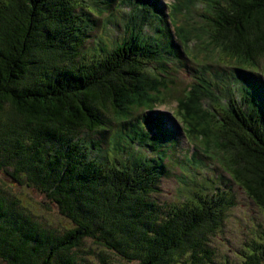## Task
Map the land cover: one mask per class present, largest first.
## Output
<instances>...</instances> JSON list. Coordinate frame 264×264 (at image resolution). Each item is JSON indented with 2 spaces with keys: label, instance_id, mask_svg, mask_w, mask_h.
I'll list each match as a JSON object with an SVG mask.
<instances>
[{
  "label": "trees",
  "instance_id": "16d2710c",
  "mask_svg": "<svg viewBox=\"0 0 264 264\" xmlns=\"http://www.w3.org/2000/svg\"><path fill=\"white\" fill-rule=\"evenodd\" d=\"M158 2L0 0V169L69 220L44 225L0 187L6 264H264L263 226L238 260H219L212 239L235 193L199 163V155L211 159L264 209V82L250 80L255 72L264 78V0H173L168 14ZM121 3L130 8L119 18L122 37L97 36L87 46L93 25L106 11L103 19L117 20L110 10ZM199 5L208 21L200 28L219 54L203 62L189 52L200 37L189 20ZM165 51L201 65L176 96L193 169L170 203L154 195L165 172L161 147L176 143L166 116L153 110L178 84ZM117 119L124 123L108 148L92 156L77 131Z\"/></svg>",
  "mask_w": 264,
  "mask_h": 264
},
{
  "label": "rangeland",
  "instance_id": "374dc122",
  "mask_svg": "<svg viewBox=\"0 0 264 264\" xmlns=\"http://www.w3.org/2000/svg\"><path fill=\"white\" fill-rule=\"evenodd\" d=\"M158 1V6L162 7L165 13L168 14L167 4L173 2V0ZM199 7V12L194 13L193 17L189 20L195 22L192 25L191 31L198 33L200 37L193 38L190 42L189 52L190 54L199 56L200 58L197 60L203 62L208 61V59H217L219 54L217 49L209 42L210 39L207 37V34H205L207 30L205 28H200V26L204 27V24L208 21L205 20L206 17L203 14L204 9H201V5H199ZM129 10L130 8L123 3L113 6L110 11L115 14L117 19L115 21L113 19V14L110 15V20L103 19L108 17V12L106 11L102 18L90 29L91 33L87 40V46H94V41L97 40V36H105L106 38L111 36L122 37L124 34L123 22L120 21L119 18L125 11ZM170 28L172 32L175 33V29L171 24ZM174 39L176 40V37ZM165 53L172 57L168 63L178 84L176 82V85H170L171 91L165 92L166 96H168L167 101L160 103L153 110L157 113H163L166 116L164 128L169 129L173 133V138L176 139V145L172 140L168 139L161 147V152L165 157V172L159 180V190L154 194L159 199L160 203L177 201L180 196L179 191L184 189L183 187V189L181 188L184 183L181 177L183 175L187 177H189L188 175L192 176L190 171L193 169V166H190L188 158L185 157V155L190 156L193 147L188 143L183 133V123L176 113V107L178 105L176 96L184 92V88L191 82L197 80L198 76H195L198 75V73L195 72V70L198 66L201 67L197 60H193L191 64L181 59L180 56H173L168 51H165ZM207 55L213 56L214 58H207ZM230 69L229 66L221 67L220 71L224 79L225 77L231 78ZM251 79L255 82H264V78H262L259 72L251 74L250 80ZM206 103H208L207 98ZM138 109L145 110L144 107ZM123 123L124 122H120L117 119L113 120L109 126H105L103 129L89 131L86 128H82L77 131V135L84 140V145L89 146L92 156L101 157V154L109 146L108 138H110L115 129H118ZM151 135L154 137L158 136L154 130L151 131ZM92 140L100 141V151L92 144ZM150 147L151 146L147 145L149 154L156 156L158 151ZM199 156L202 158V162H199L201 167H203L202 173L204 174L207 171L210 175H223L221 184L224 183L226 187H231L235 193V205L227 212L222 229L213 236L212 243L217 249L219 260H225L224 255H228L231 260H238L236 253L239 249L241 250L243 248V243L252 236L254 230L261 229L262 226L264 227V209L255 203L235 181L231 180L228 174H226L223 169L219 168L216 163H213L211 159L205 158L203 155ZM188 181L192 183L191 180L188 179ZM0 187L18 197L20 199L19 203L25 206L33 214V218L40 221V223L52 227H62L69 224L68 218L61 214L57 207L49 202V199L40 190L28 187L25 184L22 185L17 183L11 175L7 174L5 167L4 169H0ZM0 264H6V262L0 259Z\"/></svg>",
  "mask_w": 264,
  "mask_h": 264
}]
</instances>
